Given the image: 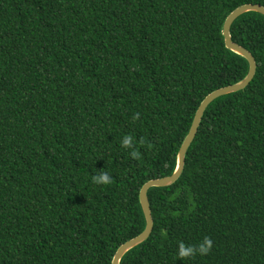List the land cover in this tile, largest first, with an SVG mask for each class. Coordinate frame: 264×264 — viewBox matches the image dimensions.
<instances>
[{
	"label": "trees",
	"instance_id": "16d2710c",
	"mask_svg": "<svg viewBox=\"0 0 264 264\" xmlns=\"http://www.w3.org/2000/svg\"><path fill=\"white\" fill-rule=\"evenodd\" d=\"M245 4L264 0H0V264H112L143 232L141 187L174 172L204 98L247 75L222 36ZM230 35L255 76L208 106L120 264H264V16ZM205 236L209 255L176 257Z\"/></svg>",
	"mask_w": 264,
	"mask_h": 264
},
{
	"label": "water",
	"instance_id": "95a60500",
	"mask_svg": "<svg viewBox=\"0 0 264 264\" xmlns=\"http://www.w3.org/2000/svg\"><path fill=\"white\" fill-rule=\"evenodd\" d=\"M249 12H255L260 15L264 16V7L261 5L256 4H245L238 8H236L234 11H232L227 18L225 19L222 27V36L224 39V45L226 49L229 51L241 56L244 58L248 63V72L247 75L239 82L232 84L230 86H226L220 89H217L207 95L204 100L200 103L199 107L197 108L194 118L192 120L190 129L184 138L177 154L176 158V168L174 172L167 177L159 178V179H153L148 182H146L139 191V203L141 205L143 215L145 218V228L143 232L138 235L137 237L125 242L122 244L114 254V257L112 259V264H120V261L122 257L131 249L137 247L138 245L145 242L149 236L151 235L152 229H153V219L151 215L150 205L148 201V191L151 188H165L173 185L181 176L183 169H184V163H185V157L187 154V151L189 147L191 146L199 125L202 121L203 115L208 108V106L215 101L216 99L229 95L232 93H236L238 91L244 90L250 82L253 80L255 73H256V62L252 54L243 48L242 46L234 43L231 39L230 35V28L233 22L240 16H242L245 13Z\"/></svg>",
	"mask_w": 264,
	"mask_h": 264
},
{
	"label": "clouds",
	"instance_id": "9594fccd",
	"mask_svg": "<svg viewBox=\"0 0 264 264\" xmlns=\"http://www.w3.org/2000/svg\"><path fill=\"white\" fill-rule=\"evenodd\" d=\"M138 118L139 114H136L133 117V119ZM133 143V137L131 135H124L120 142V147L125 150L132 149L130 152L131 157L133 159H138L140 157V153L133 147ZM93 182L97 185H107L111 183V177L106 171L100 172L98 175L93 176ZM212 248V239L208 236H205L195 244H185L183 241H178L175 254L179 260L186 261L197 255L207 256L212 251Z\"/></svg>",
	"mask_w": 264,
	"mask_h": 264
}]
</instances>
